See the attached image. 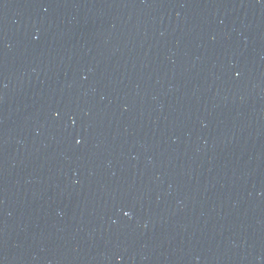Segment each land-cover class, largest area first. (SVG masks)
Wrapping results in <instances>:
<instances>
[{
  "label": "water",
  "instance_id": "95a60500",
  "mask_svg": "<svg viewBox=\"0 0 264 264\" xmlns=\"http://www.w3.org/2000/svg\"><path fill=\"white\" fill-rule=\"evenodd\" d=\"M0 264H264V0H0Z\"/></svg>",
  "mask_w": 264,
  "mask_h": 264
}]
</instances>
